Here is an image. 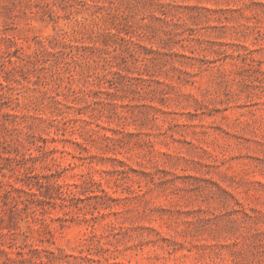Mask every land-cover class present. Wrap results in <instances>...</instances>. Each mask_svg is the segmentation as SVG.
<instances>
[{
  "label": "rangeland",
  "instance_id": "obj_1",
  "mask_svg": "<svg viewBox=\"0 0 264 264\" xmlns=\"http://www.w3.org/2000/svg\"><path fill=\"white\" fill-rule=\"evenodd\" d=\"M0 264H264V0H0Z\"/></svg>",
  "mask_w": 264,
  "mask_h": 264
}]
</instances>
